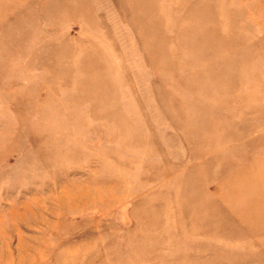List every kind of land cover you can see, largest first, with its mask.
<instances>
[{
    "label": "rangeland",
    "instance_id": "rangeland-1",
    "mask_svg": "<svg viewBox=\"0 0 264 264\" xmlns=\"http://www.w3.org/2000/svg\"><path fill=\"white\" fill-rule=\"evenodd\" d=\"M0 264H264V0H0Z\"/></svg>",
    "mask_w": 264,
    "mask_h": 264
}]
</instances>
